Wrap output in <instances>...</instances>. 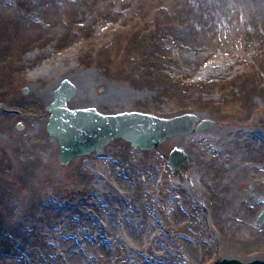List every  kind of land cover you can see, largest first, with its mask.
Here are the masks:
<instances>
[{
	"label": "rangeland",
	"instance_id": "rangeland-1",
	"mask_svg": "<svg viewBox=\"0 0 264 264\" xmlns=\"http://www.w3.org/2000/svg\"><path fill=\"white\" fill-rule=\"evenodd\" d=\"M64 79L70 110L217 126L62 166L45 107ZM263 210L264 0H0V264L36 243L44 264L264 261Z\"/></svg>",
	"mask_w": 264,
	"mask_h": 264
},
{
	"label": "water",
	"instance_id": "water-1",
	"mask_svg": "<svg viewBox=\"0 0 264 264\" xmlns=\"http://www.w3.org/2000/svg\"><path fill=\"white\" fill-rule=\"evenodd\" d=\"M75 95L76 87L64 79L53 92V102L45 108L49 114L46 131L58 142L59 162L62 166H66L71 159L89 156L94 151L101 154L104 147L116 139H122L132 147L147 151L157 147L167 138L216 126L214 122L200 121L195 115L190 114L165 120L136 112L102 115L93 107L69 110L66 104ZM168 161L175 174L181 166L185 169L192 167L186 154L181 150H172ZM263 221L264 210L256 224L259 225ZM213 264H264V261L241 263L237 260L223 259Z\"/></svg>",
	"mask_w": 264,
	"mask_h": 264
},
{
	"label": "trees",
	"instance_id": "trees-1",
	"mask_svg": "<svg viewBox=\"0 0 264 264\" xmlns=\"http://www.w3.org/2000/svg\"><path fill=\"white\" fill-rule=\"evenodd\" d=\"M84 225V224H82ZM32 250L34 251V253H36L35 255H31L29 256V254L24 255V264H36V263H43L42 259H39V257L41 258V252L43 249H46L47 247L45 246V244L43 243H36L35 245L32 246Z\"/></svg>",
	"mask_w": 264,
	"mask_h": 264
},
{
	"label": "bare ground",
	"instance_id": "bare-ground-1",
	"mask_svg": "<svg viewBox=\"0 0 264 264\" xmlns=\"http://www.w3.org/2000/svg\"><path fill=\"white\" fill-rule=\"evenodd\" d=\"M85 78V77H84ZM85 79H83L82 81H84ZM76 84V83H75ZM77 88H78V85L76 84ZM85 96V93L83 91V89H81V91L77 89V94L76 96L73 98L72 102H78V101H81L82 98ZM191 191V189H189Z\"/></svg>",
	"mask_w": 264,
	"mask_h": 264
}]
</instances>
